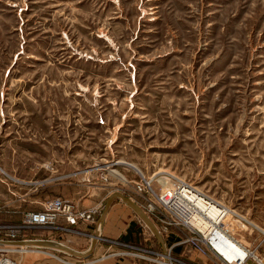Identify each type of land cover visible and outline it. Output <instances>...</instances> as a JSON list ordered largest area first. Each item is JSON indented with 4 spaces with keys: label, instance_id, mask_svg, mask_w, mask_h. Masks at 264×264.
<instances>
[{
    "label": "rangeland",
    "instance_id": "374dc122",
    "mask_svg": "<svg viewBox=\"0 0 264 264\" xmlns=\"http://www.w3.org/2000/svg\"><path fill=\"white\" fill-rule=\"evenodd\" d=\"M153 173L155 190L172 174L264 227V0H0V222ZM82 227L54 238L99 229Z\"/></svg>",
    "mask_w": 264,
    "mask_h": 264
},
{
    "label": "built area",
    "instance_id": "2783aa9c",
    "mask_svg": "<svg viewBox=\"0 0 264 264\" xmlns=\"http://www.w3.org/2000/svg\"><path fill=\"white\" fill-rule=\"evenodd\" d=\"M169 176L160 183L159 190L153 187L156 173L150 177L141 175L133 182L130 191L121 189L130 192L133 200L157 225L165 240V250L159 241L160 247H153L147 230L141 228L138 230L140 242L136 245L106 238V241L129 249V252L123 250L112 254L130 255L145 264H264V253L261 252L264 250V227L248 219L237 208L172 174ZM172 177L176 180L174 186H167ZM121 178L130 183L127 178ZM110 184L113 186L112 182ZM100 212L97 205L80 208L73 198L56 196L41 202L37 210L25 211L20 222H0V264H23L11 254L24 256L28 251L44 253L66 264H85L78 259H63L44 246L8 245L4 242L44 239L62 243L54 238V234H80V224L94 223L98 227ZM33 230H48L51 234L29 236L27 232Z\"/></svg>",
    "mask_w": 264,
    "mask_h": 264
},
{
    "label": "crops",
    "instance_id": "0c3cea01",
    "mask_svg": "<svg viewBox=\"0 0 264 264\" xmlns=\"http://www.w3.org/2000/svg\"><path fill=\"white\" fill-rule=\"evenodd\" d=\"M114 192V191H112ZM105 194L102 198H92L88 200L82 201V199L75 198V201L80 205L81 207H90L91 205H97L100 207V217H99V223L101 225V238L98 240V244L94 248L93 252L90 254L87 258H80V257H72L74 259H78L80 261H83L85 264H136V261H131L128 258H125V255H116V254H108V249L113 248L114 245H116L114 242L106 241V238L113 240V241H119V242H129L137 244L140 241L137 240V234L138 230V222L134 223L137 224L136 227L134 225H130L132 222V219L127 220L123 213L121 212V209L124 206V202L120 199H117L111 203V205L108 207L107 213L104 215V218H102V214L104 213L103 205L106 200V198L112 193ZM77 199V200H76ZM139 221V220H138ZM83 224H80L78 227L83 229ZM97 232V231H96ZM94 232V233H96ZM137 233V234H136ZM125 236V238H123ZM139 237V236H138ZM75 238L73 237L72 240ZM82 239V238H80ZM78 240V244H73L72 246L69 245L72 249H76L78 251H87L91 245V237L89 235V238H85L84 240ZM119 247V246H118ZM122 250V247H119ZM120 250V251H121ZM68 258V257H65Z\"/></svg>",
    "mask_w": 264,
    "mask_h": 264
},
{
    "label": "water",
    "instance_id": "95a60500",
    "mask_svg": "<svg viewBox=\"0 0 264 264\" xmlns=\"http://www.w3.org/2000/svg\"><path fill=\"white\" fill-rule=\"evenodd\" d=\"M117 199H122V201L127 204L134 212L137 214L140 219L149 226L150 230L152 233H154L157 241L160 242L163 251L165 250V240L163 239L157 225L152 222L150 217L147 215V213L144 211V209L141 208V206L135 202L130 196L127 194H124L122 191H114L112 192L105 200L104 205H103V210L104 213L102 214V218H104V215L107 213L108 207L111 205V203ZM100 238V232L97 231L94 233L91 239V245L87 251H78L76 249H72L68 245L62 244V243H55L53 241L49 240H36V239H25V240H18V241H9V242H4L5 244H13V245H34V246H44L49 249L53 250H59L61 252H64L66 254H69L72 257H80V258H87L90 256V254L93 252L94 248L98 244V240Z\"/></svg>",
    "mask_w": 264,
    "mask_h": 264
},
{
    "label": "trees",
    "instance_id": "16d2710c",
    "mask_svg": "<svg viewBox=\"0 0 264 264\" xmlns=\"http://www.w3.org/2000/svg\"><path fill=\"white\" fill-rule=\"evenodd\" d=\"M42 189L39 190V192L37 193V195L39 194H44L42 192L44 191H41ZM41 192V193H40ZM55 194H51L52 197H56ZM40 196V195H39ZM2 214V217L5 219V220H2V223H16V222H20L23 218V215H20V214H16V212L14 211H8V212H5V213H1ZM27 234L29 236H33L34 232L33 231H30V232H27ZM123 238H125V236H123ZM139 239H137L136 241H138ZM160 247V246H159Z\"/></svg>",
    "mask_w": 264,
    "mask_h": 264
},
{
    "label": "bare ground",
    "instance_id": "6f19581e",
    "mask_svg": "<svg viewBox=\"0 0 264 264\" xmlns=\"http://www.w3.org/2000/svg\"><path fill=\"white\" fill-rule=\"evenodd\" d=\"M119 162L125 163V162H123V161H119ZM119 162H118V163H119ZM118 163H117V164H118ZM112 172H113V173H117V172H115V171H112ZM101 229H102V228L100 227V228L98 229V231L100 232Z\"/></svg>",
    "mask_w": 264,
    "mask_h": 264
}]
</instances>
